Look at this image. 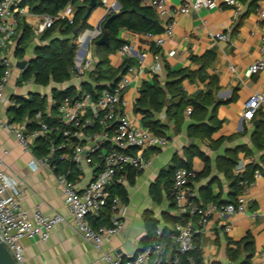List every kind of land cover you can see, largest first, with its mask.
Instances as JSON below:
<instances>
[{"label":"crops","instance_id":"0c3cea01","mask_svg":"<svg viewBox=\"0 0 264 264\" xmlns=\"http://www.w3.org/2000/svg\"><path fill=\"white\" fill-rule=\"evenodd\" d=\"M85 1L78 0L77 3L83 4ZM100 1L102 4L93 8L88 17L89 27L85 28L78 37L103 23L112 13L110 9L116 8L119 3L118 0ZM138 1L143 5H149L145 0ZM166 2L168 13L166 17L161 18V24L164 27L167 22L173 20L175 24L172 33L165 36L162 45H157L155 38L148 34L121 28L117 35L118 39L133 44L134 51L132 54H124L121 47L108 55L109 66L115 69H120L126 59H132L134 62L132 66L135 71L131 74V84L123 94V113L135 125L149 129L144 124L145 114L136 111L135 104L145 82L154 84L158 81L164 89L168 83H173L174 80L167 75L166 65H169L173 71L190 69L193 73L181 82L184 92L191 96H198L204 92L211 76L217 78L219 86L217 97L224 101L218 108V117L223 120L222 127L212 135V138L190 136L189 129L194 121L190 117L191 114H188L189 109L183 114L184 120L178 132L175 120L167 115L166 109L157 112L150 108L151 119L159 120L166 126L165 134L169 144L162 149L147 150L145 156L149 160L148 166L141 171L130 170L127 173V181L123 186L127 197L125 200L121 198L119 205L120 212L124 214V228L105 240L102 248H98L92 242L85 240L77 229L66 205L63 190L58 184L56 171L49 165L34 166L33 163L37 159L34 151H26L12 132L0 126V161L9 178L23 192L21 209L29 216H33L37 206H40L45 215L59 214L63 217V221L55 225L47 240L38 238L21 240L27 264H107L104 259L106 253L124 258L133 257L144 247L143 239L147 234L146 214L159 221L160 229L171 227V223L166 221V215H180L174 201L165 190H162L161 202H158L151 193V187L162 170L169 168L174 161L178 163L185 160L188 157L187 152L192 153L197 150L208 157L209 173L200 176L192 183L199 200L205 205L211 201L226 204L235 199L233 179L230 177L232 172L235 174V170L226 172L219 167L218 160L230 156L237 147L244 145L251 149L254 161L264 168V149L256 148L252 140L256 128L254 122L258 121L259 117L257 115L253 121L246 122L242 116L245 100L262 87L260 79L264 73L248 77L245 72L256 58L264 59L261 53L264 18L258 14V9L264 7V0H243L242 11L238 16L235 15L234 8L228 5L222 8L201 7L182 13L181 8L186 0H166ZM27 8L29 10L24 15L17 34L2 51L10 58L13 65L9 82L5 87L6 102L0 104V115L7 120L13 118L12 107L16 105L17 96L25 98L33 94L40 96L44 99L46 113H50L53 102L52 91L57 89L56 86L51 87L49 97L43 88H47L52 81L48 85H42L33 78L29 80L23 78L29 62L36 56L37 48L47 45L52 38H62L58 31L49 38L44 37L45 32L35 33L34 27L46 14L34 13L28 5ZM76 13V4L70 2L59 12V16L73 19ZM26 29L30 37L25 56L20 58L16 54V49ZM217 32L229 33L230 41L217 42L214 37ZM78 37L74 41L75 44ZM152 43L160 49L159 69L155 68L156 54L152 49ZM92 46L93 44L89 45V52L94 59L93 68L99 59L95 54V47ZM208 51H214V56L205 67L202 61L196 62L192 59V57H202ZM143 53L146 55L143 56ZM23 59L29 62L24 69H20L17 63ZM231 67H235V70ZM90 70L82 77L72 74L69 81L75 79L76 82L67 87L74 86L77 90L83 87L84 82L91 80ZM172 89L175 90L173 86ZM173 95H166L167 105L172 98L174 102L179 100L177 93L174 92ZM261 111L264 113V109ZM18 123L27 126V118ZM238 158L239 162L244 161L245 165L249 162L243 151L238 152ZM190 160L198 173L205 171L206 162L198 154H191ZM93 172L94 168L89 165L84 166L78 185L81 190L91 181ZM246 198L249 201L246 213L214 215L209 218L205 226L199 227L201 229L198 235L199 243L205 264H240L248 253H253L249 264H264V174L249 187ZM92 218L94 217H89L91 223ZM230 249L238 252L236 261L230 259ZM174 253L173 245L166 244L165 257L171 259Z\"/></svg>","mask_w":264,"mask_h":264},{"label":"built area","instance_id":"2783aa9c","mask_svg":"<svg viewBox=\"0 0 264 264\" xmlns=\"http://www.w3.org/2000/svg\"><path fill=\"white\" fill-rule=\"evenodd\" d=\"M20 2L21 0H0V104L6 102L5 87L13 66L10 58L2 51L17 34L20 21L29 10L27 6H21ZM145 2L156 9L160 19L166 17V0ZM224 5L233 7L236 16L241 13L243 7L239 0H186L181 12L188 13L191 9L201 7L222 8ZM258 14L264 18V7L258 9ZM55 20V17L46 15L34 27L35 33L45 32ZM174 24V20L167 22L165 31L160 36L148 35L154 37L155 43L160 46L164 43L165 36L172 33ZM85 36L87 37V34L79 36L76 41V58L72 72L77 77L84 76L94 62L89 52L90 44L87 48L84 47L87 39L84 40ZM214 37L217 42H229L231 39L229 33L225 32H217ZM91 40L94 41L95 36L90 37L89 43ZM262 40L261 53L264 55V35ZM82 49L86 50L85 55L81 54ZM121 51L124 54H132L134 45L126 43ZM155 60V68L159 69L158 54L155 55ZM231 69L235 70V67ZM134 71L133 66L128 67L113 87L104 89L96 98L91 91L79 88V95L75 99L66 98L60 105L59 124L54 126L43 121L41 112L36 115L39 126L32 130H28L26 124L4 119L0 115V126L12 132L26 151H34L40 141L47 140L46 153L36 155L37 159L33 164L49 165L56 171L58 184L63 190L66 205L77 229L85 240L98 248H102L105 240L124 228V214L119 210L122 200L119 196L112 195L113 187L124 186L130 170L141 171L148 166L149 160L145 156L147 150L162 149L169 144L167 136L157 135L150 129L135 125L123 113V94L131 84V74ZM261 73H264V59L259 57L250 64L245 74L253 77ZM260 80L262 87L255 90L243 104L242 116L246 122L253 121L257 113L264 109V76ZM188 114H191V110H188ZM85 165L94 168V172L91 181L81 190L78 185ZM244 170L245 163L240 161L235 168L236 176L241 177ZM262 176V172L257 169L251 182L241 180L239 184L242 193L234 202L219 204L211 201L204 205L192 186L198 177V171L193 167L177 168L173 179L175 203L178 212L187 218L184 222L176 223L173 228L174 255L167 259L164 254L166 243L154 242L130 258L106 253V263L180 264L181 256L191 260L189 255L198 247L200 240L199 227L205 226L214 215L246 213L249 202L246 193ZM22 196L21 188L9 178L0 161V237L17 264H27L22 239L47 240L55 225L63 221L59 214L45 215L40 206H37L33 216H29L21 209ZM108 205L112 210L109 225L95 228L89 217L101 218ZM160 232L159 228L158 233Z\"/></svg>","mask_w":264,"mask_h":264},{"label":"trees","instance_id":"16d2710c","mask_svg":"<svg viewBox=\"0 0 264 264\" xmlns=\"http://www.w3.org/2000/svg\"><path fill=\"white\" fill-rule=\"evenodd\" d=\"M240 1L243 2V0ZM70 2L77 6V13L73 19L59 17V12ZM77 2L78 0H21V6L28 5L32 12L50 15L56 18L54 24L45 31V38L51 37L56 31L62 36V38H52L47 45L39 46L37 48L35 58L29 62L27 69L23 74L25 80L33 78L36 82L42 85H48L51 81L61 83L67 82L71 79L77 50V45L74 41L85 28L89 27L87 23L88 18L83 19V15L89 7L90 0H86L83 4ZM118 2L120 4L119 14L110 22L109 27L106 29L110 37V44L98 46L95 44L96 41L94 40L95 54L99 59L89 72L90 79H93L92 81L94 83L90 80L83 84V88L91 91L94 98L104 90V86H108L107 88L113 87L120 79L121 75L126 72L127 68L134 64L132 59H126L124 65L120 69H115L109 66L108 55L116 52L126 43L125 41L118 39L117 35L119 29L123 28L132 32L152 34L154 36H160L165 31L161 24L158 12L154 7L143 5L138 0H118ZM99 4H102V2L97 0V5ZM110 15H112V13H110L107 18ZM21 22L22 20L20 21V24ZM29 34V31L26 29L20 37L16 49V54L20 58H24L25 56L27 42L30 37ZM152 49L156 55L160 54V49L159 47H156L155 43H152ZM213 56L214 51H208L204 56L192 57V59L196 62L202 61L203 66L205 67ZM166 70L168 77L174 80L173 83H168L164 89L159 85L158 81L154 84L145 82L141 90V95L136 101L135 110L145 114L144 124L157 135L166 136V126L159 120L151 119V114L149 112L150 108L157 112L166 109L167 115L175 120L176 130L179 132L184 120L183 114L189 109L191 110L190 117L194 121L189 129V135L212 138V135L223 125V120L218 117V108L224 103V101L217 97L219 89L216 80L217 78L211 76L206 90L198 96H191L184 92L181 87L182 79L189 76V74H193L190 69L173 71L169 65H166ZM201 77L203 78V76ZM172 86L175 88L174 91ZM174 92L177 93L176 96L180 97L179 100L174 102L172 98L169 105H167L166 95L171 94L174 96ZM78 95L79 92L74 86H69L65 89H54L52 91L53 102L50 113H46L44 99L40 96L36 94H33L29 98L17 96L15 97L16 105L12 107V119L14 121L22 122L27 118V129L32 130L39 126L36 115L41 112L43 115V121L54 126L59 124V107L62 102L66 98L75 99ZM257 115L259 117L258 125L253 132L252 140L256 148L264 149V113L260 110ZM45 143L47 144V140H42L37 144L34 148L35 155L41 156L46 153ZM239 151L245 152V157L249 159V162L245 165V170L241 177L236 176L234 172L230 174V177L233 179V193L235 195V199L230 202H234L238 195L242 193V187L239 184L241 180L251 182L257 169L264 174V168L261 164L254 161L252 150L244 145L233 150L230 156L220 158L218 160L219 167L226 172H229L230 170L234 171L236 165L239 163ZM191 154H198L206 162L205 171L203 173H198L197 178L209 173L210 164L208 157L205 154L197 150L192 153L187 152L188 157L185 160L178 163L174 161L169 168L161 171L157 181L153 183L151 193L156 201L161 202V192L162 190H165L175 203L173 187L174 172L179 167H193L190 160ZM59 169H62V167H59ZM112 195H117L125 200L127 192L123 186L117 185L113 187ZM111 215L112 210L110 205H108L104 209L101 218H92V225L95 228L109 225ZM165 218L167 222L171 223V227H163L161 232L158 233L159 221L150 214H146L145 223L147 234L143 239V248L152 245L154 242H165L168 246L173 245V248H175L172 238L174 235L173 228L176 223L184 222L187 217L180 214L178 216L166 215ZM244 242L247 241L244 240ZM237 253L236 250H229V256L232 261L237 260ZM252 254L253 253H248V256L244 258L243 262L240 264H249ZM189 256L191 257V260H187L186 256H181L180 264H205L199 242L198 247Z\"/></svg>","mask_w":264,"mask_h":264},{"label":"water","instance_id":"95a60500","mask_svg":"<svg viewBox=\"0 0 264 264\" xmlns=\"http://www.w3.org/2000/svg\"><path fill=\"white\" fill-rule=\"evenodd\" d=\"M97 6V0H90L89 2V7L86 11V13L83 15V19H87L93 8ZM120 9V4L118 3L116 8H111L110 11L112 12V15H110L108 18L104 20L103 23H100L95 29L91 30L90 32L87 33V39L86 42L84 43V47L87 48L89 45V39L93 35L95 36V44L98 46L101 45H109L110 44V37L106 29L109 27L110 22L118 16L119 10ZM105 30V31H104ZM77 32V31H76ZM97 34V35H96ZM81 54L85 55L86 50L82 49ZM28 60L23 59L19 60L17 63V67L20 69H24L25 66L28 64ZM108 86H104L103 89H107ZM254 124L257 126L258 121L256 120ZM0 264H17L15 261L13 255L11 254L10 250L8 249L6 243L1 239L0 237Z\"/></svg>","mask_w":264,"mask_h":264},{"label":"rangeland","instance_id":"374dc122","mask_svg":"<svg viewBox=\"0 0 264 264\" xmlns=\"http://www.w3.org/2000/svg\"><path fill=\"white\" fill-rule=\"evenodd\" d=\"M89 44H93V46L92 47H95V44H94V41H90V43ZM76 56V55H75ZM76 58V57H75ZM74 76V75H73ZM93 80V79H92ZM76 82V80L75 79H72V81L70 82H61V83H59V82H54V81H52L51 82V84L50 85H48L47 86V88H43L45 91H46V93L49 95V97H50V95H51V87H53V86H56L57 87V89H65V87L67 88V86L68 85H70L71 83H75ZM49 104V103H48Z\"/></svg>","mask_w":264,"mask_h":264},{"label":"bare ground","instance_id":"6f19581e","mask_svg":"<svg viewBox=\"0 0 264 264\" xmlns=\"http://www.w3.org/2000/svg\"><path fill=\"white\" fill-rule=\"evenodd\" d=\"M86 39V36H85V38H84V40Z\"/></svg>","mask_w":264,"mask_h":264}]
</instances>
